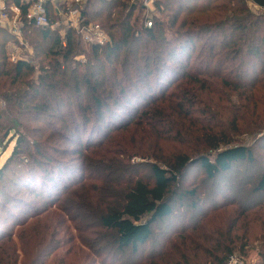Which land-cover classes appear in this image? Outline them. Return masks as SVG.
<instances>
[{
	"label": "trees",
	"instance_id": "obj_1",
	"mask_svg": "<svg viewBox=\"0 0 264 264\" xmlns=\"http://www.w3.org/2000/svg\"><path fill=\"white\" fill-rule=\"evenodd\" d=\"M6 1L23 13L28 8ZM249 1L264 9V0ZM247 2L155 0L147 27L141 0H87L86 20L109 32L111 42L89 47L72 28L62 37L26 24L23 35L52 43L37 80L28 77L31 63L9 61L7 46L17 36L0 26V147L10 134L17 140L0 169V200L12 223L0 237V264H93L94 256L115 264H229L236 251L253 248V226L264 234V168L257 169L264 163V12ZM87 51L81 65L76 57ZM67 104L74 112L63 117ZM17 115L63 117L62 126L51 127L65 142L96 127L102 137L71 149L83 174L46 150L51 135L35 140L19 129ZM13 163L26 169L6 180ZM196 164L217 184L212 193L204 195L201 183L179 192ZM229 172L251 188L240 194L229 183L235 199L214 206L218 180ZM6 183L33 194L35 203L9 193ZM184 195L212 214L144 260L153 225L172 216ZM71 230L82 235L77 244L64 240ZM258 254L264 264V242Z\"/></svg>",
	"mask_w": 264,
	"mask_h": 264
},
{
	"label": "rangeland",
	"instance_id": "obj_2",
	"mask_svg": "<svg viewBox=\"0 0 264 264\" xmlns=\"http://www.w3.org/2000/svg\"><path fill=\"white\" fill-rule=\"evenodd\" d=\"M248 6L250 7V9L253 12H258V13H263L264 9H262L260 6H258L257 4L253 3L252 1L248 0ZM153 9L149 10L148 13L146 10H142L141 14H144L145 16L150 15L152 16L154 14L155 11V6L153 4ZM105 30V29H104ZM106 31V30H105ZM107 32V31H106ZM109 34V32H107ZM58 36L61 35L63 37L62 34H60L59 32L56 33ZM31 35V34H30ZM34 34H32V37H29L26 35H21V36H15L16 40H13L8 46H7V55H8V59L11 63H17L18 61H22L25 60L29 63H31L34 67L35 70L30 74V76L35 80H37L38 78V72L39 70H43L41 66H47V62L49 61L48 59L46 61H42V59L46 56H49L48 52L50 51V46H51V42L47 39L45 41H42L41 37H39L38 35H36V42L32 41V39L35 40V37H33ZM110 35V34H109ZM87 46L90 47V44ZM14 55H19L20 57L18 58V60H13ZM77 61H80L82 63H80L81 65H83L85 63V61L88 59V51L84 54H81L79 56L76 57ZM20 59V60H19ZM74 65H76L75 63H73ZM108 67L107 70L108 71ZM84 94L86 97H90L89 91L85 90ZM1 107H4L3 109H5V104L2 103ZM74 107L67 104L64 107V115L63 117L66 115L68 117V112L72 111L71 113H73L74 111ZM67 113V114H66ZM122 113H124V115H127L126 112L122 111ZM50 114V113H49ZM128 116V115H127ZM19 119V124H21L19 126V129L24 130L25 132H27L31 139H41V140H45L46 136L51 135L52 139L54 137V139L50 140L49 143H52L51 146H49V148H46V150L51 153L52 155H54L56 157V159L61 160L60 163H65L64 167L70 166L72 167V169H74V171H76L77 174L82 175L83 174V170L80 166V162L78 157L72 153L71 149L73 147H78L80 145V142H84L86 141V139H95L98 140L100 137L99 133H98V129H96V127L92 128V126L89 128V130L86 132L87 135H84L82 133V131L80 132V134L78 136H74L73 137V143L72 142H65L64 140H61L58 136V134L52 132V125L54 124V128L57 129V126H62V118H56L54 116L50 117L48 121L45 120H39L37 118V120H34V117H31L30 120L28 119H24L21 118L20 116H18ZM80 121V119L78 120ZM78 121H72L71 124L72 125H78L79 123ZM68 122H70V118L68 120ZM92 123H90L89 125H91ZM94 124V123H93ZM38 127H42V131L40 132L38 131ZM80 127V126H79ZM37 129V130H36ZM57 131V130H56ZM58 132V131H57ZM4 133L5 131H1L0 130V138L3 139L4 141ZM43 133V134H42ZM71 133V132H69ZM7 141H5L4 146L0 147V169L8 162V160H10L14 148L17 144V140L14 139V135L10 134L9 137L6 139ZM2 141V140H0ZM48 142V140H47ZM141 158L139 157H134L133 161L138 162L140 161ZM71 164V165H70ZM246 165H243V168ZM262 167L264 168V163L258 164L257 169H260V171H262ZM11 168L13 170H9L7 172L8 175V179L6 180H11V178H15L16 173H24V168L23 166H19L16 165L15 163L11 164ZM230 173V172H229ZM143 175H148V171H145L143 173ZM230 176H226V177H222L218 180L220 188L218 189L219 192H214L213 196L217 193H219V198L215 197V205L214 206H219L220 204H224L227 203L233 199H235V195L233 194V190H229V183H232L234 185L237 184L238 187H241L240 189L237 188V190L239 191L240 194H246L247 192H249V189L251 188V186H249L247 184L246 181H243L242 179L240 181H238L240 179V174L238 172H234V173H230ZM205 175H204V169L203 167H201L200 164H196L194 165L191 170L189 171V175L187 176L185 183L183 184V186L180 188V193L183 192L185 189L187 190H191L194 188H197L198 186L201 187V184H203L205 186L204 188V195L206 193H212V191L215 189V187L217 186V184L213 181H209L204 179ZM231 178H233L234 181L230 180ZM237 183H236V182ZM201 183V184H200ZM246 185H248V187H246ZM243 186H245V188L243 189ZM6 187H7V191L11 194L20 196H28L30 198V200H32L34 203L36 201V197L32 194H30L27 190H21L18 188H15L11 183H6ZM227 193H230V198H226L225 195ZM3 196V195H2ZM0 196V197H2ZM4 197V196H3ZM2 197V199H4ZM66 197V194H62V199ZM16 201H20V199H17ZM21 201L24 202L23 199H21ZM237 201V200H236ZM191 200L189 199V197L187 196H183L180 200H175L173 203V207H174V213L172 216L165 218V219H161L159 221H157L154 225H153V235H152V240L143 246V249H145L146 252H144V254L141 256V258H143L144 260L147 259L148 257V253L154 249V248H158V251L160 250V246L161 245H166V247H168V241H172L174 239H177L179 236V233L184 230V229H189L190 231L188 233L192 232L191 227L195 226L196 224H201L203 221L206 220V218H204V215L212 210L210 209V207L207 206H200L199 208L194 209L191 205ZM9 208H13L14 204L13 203H7ZM5 204L2 203V201L0 200V237H2L3 233H7L8 231H10V229H12V223L9 221L8 223H6V219L8 217V212H5L4 209ZM36 208H38V206H34ZM14 211H16L17 213H19L21 215V217H25V215L21 212V209H14ZM212 211H210V213L207 214V216L211 215ZM193 215H195L196 218L193 217ZM192 216V218H191ZM260 228L257 226H253V228L251 229V233L252 236L255 237V242L253 240H251V244L254 245L253 248H249L247 250V253L242 255L239 251H236V255H238L244 264H262V257L258 254L259 253V249L261 248L262 243L264 242V234H261L260 232ZM82 235L78 234L77 232L71 230L70 234L64 239L65 241H71L72 244H77V242H79L78 237H80ZM88 239H92L93 237L91 236H87ZM77 241V242H76ZM70 246V244H66L65 247H63V249H67ZM63 251V250H62ZM87 252V250L85 251ZM147 255V257H146ZM95 257V258H94ZM94 261L96 260V262L93 261V264H115V261H111L109 260L107 263H104V258H101L100 256L96 257L94 256Z\"/></svg>",
	"mask_w": 264,
	"mask_h": 264
},
{
	"label": "built area",
	"instance_id": "obj_3",
	"mask_svg": "<svg viewBox=\"0 0 264 264\" xmlns=\"http://www.w3.org/2000/svg\"><path fill=\"white\" fill-rule=\"evenodd\" d=\"M141 1L147 13L153 9L155 0ZM86 2L87 0H22V5L28 7L23 13L22 8L17 4L0 0V26L16 36H21L25 25L31 23L38 27L56 30L63 36L72 28L88 45L103 46L110 43V35L99 24L86 20L84 14ZM148 14L145 25L152 27L153 21ZM17 57L20 56L14 55L13 60H18ZM229 264L244 263L238 255H232Z\"/></svg>",
	"mask_w": 264,
	"mask_h": 264
}]
</instances>
